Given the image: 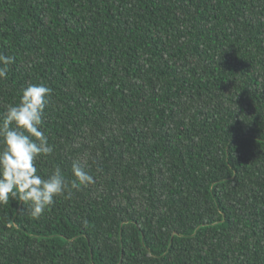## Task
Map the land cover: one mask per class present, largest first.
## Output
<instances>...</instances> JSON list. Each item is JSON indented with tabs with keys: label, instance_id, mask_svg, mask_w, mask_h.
<instances>
[{
	"label": "trees",
	"instance_id": "1",
	"mask_svg": "<svg viewBox=\"0 0 264 264\" xmlns=\"http://www.w3.org/2000/svg\"><path fill=\"white\" fill-rule=\"evenodd\" d=\"M0 119L52 88L39 219L0 205V264H264V0H0Z\"/></svg>",
	"mask_w": 264,
	"mask_h": 264
},
{
	"label": "clouds",
	"instance_id": "2",
	"mask_svg": "<svg viewBox=\"0 0 264 264\" xmlns=\"http://www.w3.org/2000/svg\"><path fill=\"white\" fill-rule=\"evenodd\" d=\"M14 57L0 54V79H6ZM52 88L42 84L24 87L18 102L7 108L0 119V205L10 198L27 205L26 213L39 219L58 196L71 197L72 189L93 184L94 178L78 163L71 168L72 179L56 166L47 176L38 174L36 160L53 152L42 130L44 112Z\"/></svg>",
	"mask_w": 264,
	"mask_h": 264
}]
</instances>
